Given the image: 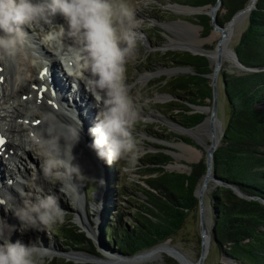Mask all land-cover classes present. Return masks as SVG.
<instances>
[{"label": "clouds", "instance_id": "9594fccd", "mask_svg": "<svg viewBox=\"0 0 264 264\" xmlns=\"http://www.w3.org/2000/svg\"><path fill=\"white\" fill-rule=\"evenodd\" d=\"M57 16L64 23L55 22ZM140 27L130 0H0V64L15 69V85L22 87L30 80V58L48 63L30 47L31 29L72 78L73 89L82 82L95 99L98 113L88 147L124 173L136 168L142 154L134 132L139 111L126 76L127 62L144 39ZM39 117L45 127L25 138V146L39 160L31 191L19 187V197L9 192L5 206L19 221L21 232L48 231L66 222L59 196L45 190L41 177L66 193L85 175L74 153L83 130L75 108L61 105L58 113L45 111ZM16 228L0 215V264H49L48 250L39 238L13 242Z\"/></svg>", "mask_w": 264, "mask_h": 264}, {"label": "trees", "instance_id": "16d2710c", "mask_svg": "<svg viewBox=\"0 0 264 264\" xmlns=\"http://www.w3.org/2000/svg\"><path fill=\"white\" fill-rule=\"evenodd\" d=\"M216 2L188 0L186 4L204 6ZM251 2L222 0L225 13L217 16V22L222 25L227 23ZM197 17L208 33L212 28L211 17L207 14ZM234 49L243 64L258 70L221 73L229 111L221 145L214 153L213 170L218 178L238 186L244 193L264 198V110L257 106L264 101V0H257L256 8L250 12L249 23ZM160 62L191 66L196 71L195 74L166 80L163 86L169 89L166 93L177 98L171 108L177 122L186 127L201 123L206 115L192 113L189 104L206 105V100L212 98V86L206 75L211 74L213 69L208 58L189 51L171 52L161 55ZM161 135L170 139L169 136L174 134L165 136L155 132L158 138H162ZM179 138L195 145L187 136ZM173 160L164 151L150 152L139 159L137 167L142 175H147L145 185L131 183L126 186L119 177H112V189L116 194L126 195L128 204L110 206L107 211L101 235L107 247L127 255L149 249L173 238L189 215L198 209L195 190L207 171L205 159L192 163L189 173L165 170V166ZM114 166V163L109 165L110 169ZM114 185H118V189ZM210 197L219 211L213 229L215 245L236 264H264V204L259 200L242 198L225 185L215 186ZM60 228L62 241L71 248L98 254L92 240L76 224L68 223ZM49 264L97 263L52 260ZM164 264L179 262L165 257Z\"/></svg>", "mask_w": 264, "mask_h": 264}, {"label": "rangeland", "instance_id": "374dc122", "mask_svg": "<svg viewBox=\"0 0 264 264\" xmlns=\"http://www.w3.org/2000/svg\"><path fill=\"white\" fill-rule=\"evenodd\" d=\"M130 2L137 9V17L141 21L140 31L143 33L144 36L143 41L140 42L138 45L136 53L134 54L133 57L129 58L126 65L127 83L133 95L136 98L135 103L139 111V120L134 129L135 135L139 139L140 150L142 153L139 159H141L144 155L150 152H159V151H164L167 154H169L170 152V153H174L175 155H182L179 159L177 157H174L173 158L174 160L169 163L168 167H165V170L189 173L191 171L192 163L198 162L203 158L206 159L205 148L208 149V147L199 140L198 141L200 142L201 145L197 144L195 140L190 138L183 130L180 129L178 122L173 118L175 115L171 111V108L175 106L173 105L174 104L173 102L177 99L168 96L167 95L168 93H166V91H168L169 89L168 87L163 85L165 84L166 80H170L180 75L190 74V73L180 72V71L171 72V70H169L168 68L176 67L177 65L174 63L160 62V56L171 52L172 53L188 52L191 49H184L174 46H169L168 48H166V45L169 43V41H171L172 38L188 39V38L196 37L198 31L200 38L206 39V41L204 42L205 49L218 48V44L221 40V37L219 36V37H215L214 39H210V36L213 30L215 29V27L213 26L212 19L210 22L212 28L208 33H206L204 31V26L200 22L201 19L197 17L198 15H206V13H210L212 10L202 11L195 14H185L183 12L176 11L174 8L171 7L177 5L187 6L189 5L186 4L188 0H130ZM206 6L209 8L211 7L210 9H212L215 6V4H209ZM222 6L223 3L220 4L219 6L217 16H221V14L225 13V10L222 9ZM230 21H228L223 25L222 24L219 25L225 28L230 24ZM55 22L64 23V20L62 17L57 16ZM183 22H191L192 24H195L199 28L194 30L192 28L190 29V27L183 24ZM248 23H249V16L245 21H243L239 25V28H236L234 30L233 34L230 36L229 42L233 51L235 50L234 47L239 42L240 37L244 32V30L246 29ZM34 38L37 39L38 37L34 36ZM51 55L55 57L53 53ZM151 62L154 63L152 64ZM210 66L214 71L215 67L213 68L211 63ZM230 66H231L230 62L225 63L219 75V83L217 82L219 89V107H218L216 126L221 136H222V131L225 129V125L228 118V111H229V107L224 93V88H223L224 84L221 73L225 71L233 74V73H238L241 70H245L242 69L240 66L238 67H230ZM13 71L15 74V69H13ZM30 73H31V69H30ZM211 75L213 76V72L211 73ZM162 79L165 80L162 83H160ZM209 79L211 84L212 79L211 78ZM9 83L8 86L14 88L13 87L15 85L14 79L11 78ZM28 84L30 83H26V85ZM17 88L18 87H16V89ZM206 105L210 107L209 113L206 112L205 114L204 112L198 110V108L197 110L204 113L205 115L210 116L211 105H212L210 99L206 100ZM257 106L258 108L264 110V101L259 103ZM26 109L28 110V105H26ZM95 111L97 112V110ZM39 113L40 112L37 111L36 109L35 114L39 116ZM92 118L96 121L94 114L92 115ZM155 132H157V134L163 133L165 134V136L166 134H170V133L174 135H170L169 136L170 139H165L163 138L162 135H161L162 138H158L157 136H155ZM89 136L91 137L90 133L86 137H88L89 139ZM179 136L189 137L191 140H193L195 145L184 142L181 138H179ZM204 139L206 141H204L201 138V140H203L205 143L207 142L206 143L207 145L211 142V137L208 135H204ZM181 143H185L193 147L194 150L184 149L180 147ZM156 145L163 146L164 148L157 147ZM74 151L76 152L75 153L76 156L78 155L82 157V160H84L83 163L85 164L86 167H88L89 169L93 167V162L91 157L83 154L82 151L80 150L77 151L74 150ZM31 155L37 158L34 155L33 151L32 153L31 151H29V155L26 158H31ZM82 155H85V158ZM189 155H193L194 157L193 160L189 161L185 158L188 157ZM114 165H115L114 168L110 169L109 164H107L108 172L110 176L109 187L105 193L104 200L101 199L100 201L101 202L100 210H98L94 206V203L99 202L98 194L96 196L97 199L96 197H94L95 192L98 189V186L93 181V179L90 178V176L86 173H84L85 175L83 176L82 179H80L87 194V205H86L85 213L83 212L85 215L82 213L86 217V219L84 216L83 217L81 216L80 219V216L77 213L78 211L77 203L81 201L82 198L81 189H79L80 193L78 195L79 197L78 198V197H73L68 192L66 193L60 192L58 187L55 188V186L46 183L42 177L40 178L39 183L44 186L46 191H53V190L56 191V194L60 198L61 206L66 210L67 215H66L65 224L73 223L76 224L77 227H80L83 230L84 228L88 229L89 223H91L93 225L92 232L94 234H97L96 233L98 228L97 226L100 225L99 231L101 232H98V235L100 237V234L102 235V227L107 219V211L109 210L110 206L119 205V204H123V205L128 204V202L126 201L128 197L126 195L116 194V191L114 192V190L112 189L111 187L112 184L110 182L112 177L114 175L119 177L122 184L126 186L130 185L131 183L145 185L144 180L147 178V175H142L140 169L137 166L133 171L124 173L121 172L119 165L117 163H114ZM20 169L26 173V168H23V166H21ZM37 172H38L37 170L29 171V179L27 180L28 184H26L27 187H25L27 191H31L30 185L33 177L36 175ZM77 182H79V180H77ZM214 187H215V182L213 181L210 184V189L208 191V197H207V204L209 206V216L211 219L212 218L215 219L216 217L214 215V209H213L214 206L212 204L210 197V192ZM115 188L118 189V185H116ZM141 198H143V196H141ZM0 215L6 216L10 224L17 226L16 230L12 233L11 236L13 242L20 239L26 243H29L32 240L39 238V243L45 249H49L46 246H52V248L48 250L49 251L48 255L51 258L50 261L58 260V262L73 261L76 263H83L82 260H80L79 258L77 259L76 254H83L85 253V251L73 249L69 245H67V243L62 241L60 226L48 231L29 229L26 232H21L19 230V221L10 212H6L5 210H0ZM98 215L102 216L101 220L96 219ZM213 229L214 226H212L211 224V230H212L211 247L209 254L205 260V264H236L235 260H230L229 258H227V254L222 250H220L213 242V232H214ZM167 242L171 243L174 246H177L184 253H186L189 256V258H191L192 260L197 261L199 259L202 251L201 218H200L199 207L196 211L192 212L189 215V218L187 219L185 225L182 227L180 231H178V233L173 238H170L167 241L162 242L160 244H164ZM94 245L95 247H98L99 243L96 242V244ZM103 245L106 247L104 242ZM155 246L151 248H154ZM71 253L72 255H70ZM71 256L76 257V259L72 258ZM161 257L163 259L158 258L148 262L147 264H164V258L171 256L168 253H162ZM118 264H131V263L120 262Z\"/></svg>", "mask_w": 264, "mask_h": 264}, {"label": "bare ground", "instance_id": "6f19581e", "mask_svg": "<svg viewBox=\"0 0 264 264\" xmlns=\"http://www.w3.org/2000/svg\"><path fill=\"white\" fill-rule=\"evenodd\" d=\"M256 1L257 0H252V2L245 9L241 10L240 13L233 20H231L230 24L227 27H225L223 30H221L220 28H215L213 30V32H212V34L210 36V39H214L215 37H219V36L221 37L220 44H218V48H216V49H205L204 42L206 41V39L200 38L199 31L197 32V36L193 37V38H188V39H185V38H172L171 41H169V43L166 45V48H168L169 46H174V47H179V48H184V49H191V50H193L195 52L196 51L205 52L208 55L209 61H210V63H211L213 68L216 67V65L219 64V63L221 65V67L219 69V73L217 75V82L219 83V75H220V72H221V70H222V68H223V66L225 65L226 62H230V64H231L230 67H238V62L236 60L234 51H233V49L230 46L229 38L233 34L234 30L236 28H239V25L243 21H245L247 19V17L249 16V14L251 12L250 6H252ZM219 6L220 5L212 8L213 11H215L216 15L218 13ZM171 7L174 8L176 11L183 12L185 14H195V13L202 12V11H210V10H212V9H210L211 7L209 8L207 6L200 7V8H194V7H189V6H186V5H177V6H171ZM183 24L187 25L188 27H190V29L192 28L193 30L199 28L195 24H192L191 22H183ZM27 31L31 32L30 29H27ZM30 38H31V41H32V45H30V47L34 46L35 50L37 52H40L39 42L36 40V38H34L32 33H30ZM48 54H49V52H48ZM48 56H51V57H48ZM43 59L47 60L48 63H46V62H44L42 60V61H40L39 63H36V65L33 66L31 64V60L32 59L30 58V62L28 64V67H29V71L31 69V73H30L31 74V78H30V80L28 82L32 83V82L38 81L41 84L44 83L45 81L47 82L49 80L48 79L49 78V74L48 73L46 75H44L43 77H41V78H39L38 75H39L40 70L45 65L51 64V63L56 64L55 67L59 68L57 70L60 73V76L57 74V77H59V81H57V83H60L61 86H63L64 82L68 81L69 79H72L61 68V67H63L62 64L57 62V60L55 59V57L53 55H51V54L45 55ZM60 69H62L64 73L61 72ZM36 72H37V76H36ZM1 74L6 75V78H5L3 83L0 82V88L3 89V92L0 94V106L2 108V111H0V124H1L2 128L7 133L12 135V141L14 140L15 143L18 145V147H20L21 149L24 150V154L27 157L29 155V151H31V150H29V148H27L25 146V138H26V135L28 133V130L29 131L33 130V125L32 124L29 125L25 120H27L29 118V115H31L32 112H30L29 114H26V116H24L23 112L21 113L22 115H19V113L21 112L20 109H22V101L21 100L20 101L12 100L17 95V91H18L17 89L18 88L16 89V87H17L16 85L13 86L14 88H11V87L8 88V86H5V83L8 82L9 78H11L10 77L11 72L9 71L8 66L4 65L3 72L0 73V75ZM12 79H14V78H12ZM28 85L25 84L24 86L19 87V90H26L29 94L30 93H34V91H32L33 90L32 88H28L27 87ZM74 92H75V90H70L69 93H68V96L72 97L71 101L73 103L77 102V103H79V106H81L82 108L83 107L85 108V109H83L84 112L81 115L82 118L84 119L82 121V123H83L82 135L83 136L84 135L87 136L90 133V131H89L90 128L93 127L95 125V123H96V121L92 118L93 111L94 110H98V109L94 108V107H96L95 106L96 102H95L94 97L88 91L86 93H78V94L77 93L74 94ZM87 97L91 98L90 99L91 101L89 100L88 103H87ZM35 98H36V96L33 97V101H32L33 103H37ZM65 98H67V96H65ZM79 98H80V100L81 99L85 100L86 103L82 104L80 102ZM48 100L49 99L46 98L44 101L39 102V104H40L39 107L42 109V112H45V111L51 112L50 108H52V107L48 106ZM35 109H36V107H35ZM198 110H200V111H202V112H204L206 114V112L209 113L210 107L208 105H203L201 107H198ZM206 116H208V115H206ZM21 117H23L24 120L20 122L19 119ZM35 119L36 118H34L33 120H35ZM216 120H217V117L216 118H212L211 115H210V116L207 117V119L205 121H203L196 128L190 129L188 131H186V130H183V131L184 132H189L195 139L203 142L209 149L211 147L212 143H219L220 140H221V134H220V132L217 129V126H216ZM44 127H45V125H43V127L41 129H43ZM41 129H39V130H41ZM26 130H27V133H25ZM204 135H208V136L211 137V142L208 145L206 144L207 142L206 143L204 142V141H206L204 139ZM201 138L204 141L201 140ZM15 143H14V145H15ZM180 147H182L184 149H192V150H194L193 147H191V146H189V145H187L185 143H181ZM74 150H76V151L80 150L83 153V147H81L80 145H77L74 148ZM74 153H76V152L74 151ZM83 154H85V153H83ZM181 156L182 155H176V157L178 159ZM76 157H77L76 162L79 163L82 160V157H80L78 155ZM89 157H91V155ZM185 158L187 160L191 161V160H193L194 157H193V155H189L188 157H185ZM10 159H11V157L9 158V160ZM6 161H8V160H6ZM92 162H93V160H92ZM8 164H10V162ZM8 170L11 172V169H8ZM38 170H39V166H38ZM87 170H90V169L87 167ZM13 173L15 174V179L17 181H19V179L23 180V178L26 179L25 175H23L21 169H19L17 173H16V171H14ZM211 182H213V179H212V176L211 177L209 176V178L207 180V183H205V180H203L200 183L199 188H198V194L202 195L203 205H204L205 220H204V224L202 226V231H203V234H204V237H205L206 246H209L211 244V239H212L211 218L209 216V206L207 204L208 191L210 189ZM77 183H78V185L80 187L79 182L76 181L75 182V187L74 188H69L67 190V192L70 193L73 197H78V195L80 193V191H79L80 188L78 187ZM15 185H16V183H15ZM9 186H10V184H9ZM9 186L6 185V190L8 189L7 187H9ZM24 188H25V186H24ZM6 190H4V189L0 190V193H1L0 195L1 196H7L9 192L12 193V191H10V190L6 191ZM25 191L28 192L26 190V188H25ZM12 194L17 196V197H19V194L18 195L14 194V193H12ZM98 199H99V202L94 203V206H95V208L100 210L101 209L100 208V206H101V202L100 201L102 199L101 193L98 194ZM82 201H83V199L81 198V201H79L77 203V208H78L77 213L79 214L80 219H81V216L83 217L85 215L83 213L84 211H83V208H82V206H83V202ZM85 219H86V217H85ZM96 219L97 220H99V219L101 220L102 216L98 215V217ZM86 222H88V221H86ZM89 234L95 236V234L92 231H90ZM46 247L49 248V249L52 248V246H46ZM49 249H47V250H49ZM173 249L175 250V249H179V248L177 246H174L171 243L167 242V243L155 246L148 253L151 254L150 255L151 258H154L156 256H161L162 253H174ZM179 250H181V249H179ZM70 255H72V253ZM76 257L78 259L81 256L76 254ZM187 257H189V256L187 255Z\"/></svg>", "mask_w": 264, "mask_h": 264}, {"label": "water", "instance_id": "95a60500", "mask_svg": "<svg viewBox=\"0 0 264 264\" xmlns=\"http://www.w3.org/2000/svg\"><path fill=\"white\" fill-rule=\"evenodd\" d=\"M256 2L252 6H250V10L251 11L256 8ZM220 4H222V0H217V2L215 3L214 7H216V6L220 5ZM187 6L194 7V8H200V7H204L206 5H204V6L187 5ZM246 7H244L243 9H245ZM243 9H241V10H243ZM241 10H239L233 16V18L231 20H233L240 13ZM199 14H202V13H199ZM206 14L211 17V19L213 21V26L215 28H220L221 30L224 29V27L219 25V23L217 22V15H216L215 11H213V9H212V11L210 13H206ZM219 44H220V42H219ZM189 52H191L192 54L202 55V56H205V57L208 58V55L205 52H199V51L195 52V51H192V50H189ZM234 54H235L236 60L238 62V66H240L242 69L253 70V71L258 70V68L247 67L245 64H243V62L239 59V57H238V55H237L235 50H234ZM208 60H209V58H208ZM220 67H221L220 63L216 65V67L214 68V71H213V76L211 74H207L206 75L208 78L212 79V83H211V86H212V98L210 99L211 103H212V105H211V114L210 115H211L212 118H216L217 114H218L219 89H218V85H217V75L219 73ZM168 69L171 70V72L180 71V72H189L191 74H195L196 73V71L191 66H182V67L176 66V67H171V68H168ZM167 95L172 97V98H176L170 93H168ZM189 105L192 108V111H191L192 113L193 112L202 113V112L198 111L197 108L201 107L203 105H197V104H189ZM202 114H204V113H202ZM207 117L208 116H205L203 121H205L207 119ZM201 123L197 124L194 127H186L183 124H180L179 122H178V125L180 126L181 130L188 131L190 129L196 128ZM185 133L190 138L195 140L197 144H200V142L198 140H196L189 132H185ZM223 134H224V130L222 131V137H223ZM90 142H91V140L88 139V137H86V135H84V136L82 135L81 141L79 142L78 145L83 147V153H85V155H87V156L91 155L92 160H93V167L90 168V170H87V167L83 163L84 160H81L79 162V164L81 166V169H82L83 173L88 174L90 176V178H92L93 181L98 186V189L95 192L94 197H96L97 194L101 193L102 200H104L105 193L108 190L109 180H110L108 167H107L106 162L104 160L99 159L97 157L96 153L92 149H90L88 147ZM220 145H221V140H220L219 143H212L211 147L209 149L205 148V151H206V159H205V161H206V164H207V171L203 175L202 179L200 180V182L197 185L196 190H195V195L198 197V200H199L200 218H201L202 251H201L200 257H199V259L197 261H194L191 258L187 257V255L182 250H179V249H175L174 250L173 249L174 253H168V254L172 258L177 260L179 262V264H205V260H206L208 254H209V251H210L211 244L209 246H206L205 237H204V234H203V231H202V226H203L204 220H205L203 199H202V195L198 194L199 185H200V183L203 180H205V183H207V180H208L209 176L210 177L212 176V179L215 182V186H217V185H225V186L231 187L240 197L246 198V199H249V200H252V199L253 200H259V201H261L264 204V198L263 197L246 194L243 191H241V189L238 186H236L234 184H231V183H228V182H225L222 179L218 178V176L216 175V173L213 170V164H214V153H215V151L217 150V148ZM169 154L173 158L176 157V155L174 153H170L169 152ZM85 155H82V156L85 158ZM168 165L169 164H167L165 167H168ZM79 183H80V189H81V192H82V199H83L82 208H83V211L85 213V209H86V205H87V194L85 192V188L83 187L80 179H79ZM96 199H97V197H96ZM213 209H214V215L218 216L219 215V211L217 210V208L214 207ZM211 222H212L211 223L212 226L216 225V221H215L214 218L211 219ZM99 226H97L98 227L97 231H96L97 234H95V236L89 234V232L93 230V225L91 223H89L88 229L84 228L83 229L84 231L81 229L86 234V236L89 239L92 240V242L94 244H96V242L99 243V246L96 247L97 251L99 252V254H93V253H90V252H87V251H85V253H83V254H77V255L81 256L79 259L82 260L83 263L91 262V263H97V264H118V263L121 262V263H131V264H147L148 262L153 261V260L158 259V258L163 259L161 256H156L154 258H151L150 257L151 254L148 253V252L151 251L152 248L146 249L144 251H141V252L133 254V255H127V254L115 251L114 249H111V248L109 249V247H107V246H106L107 247L106 248L103 245L101 234H100V237L98 235V232H101V231H99ZM103 255H105V256H103ZM71 257L76 259V257H74V256H71ZM227 258H229L230 260H234L233 258L228 257V255H227Z\"/></svg>", "mask_w": 264, "mask_h": 264}, {"label": "snow or ice", "instance_id": "6c2138e0", "mask_svg": "<svg viewBox=\"0 0 264 264\" xmlns=\"http://www.w3.org/2000/svg\"><path fill=\"white\" fill-rule=\"evenodd\" d=\"M47 73V69L44 70V74ZM36 123H40V121H36ZM4 143V138L0 137V144Z\"/></svg>", "mask_w": 264, "mask_h": 264}]
</instances>
